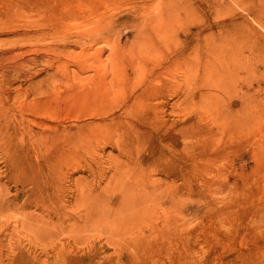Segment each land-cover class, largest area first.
<instances>
[{
  "label": "rangeland",
  "instance_id": "obj_1",
  "mask_svg": "<svg viewBox=\"0 0 264 264\" xmlns=\"http://www.w3.org/2000/svg\"><path fill=\"white\" fill-rule=\"evenodd\" d=\"M0 264H264V0H0Z\"/></svg>",
  "mask_w": 264,
  "mask_h": 264
},
{
  "label": "bare ground",
  "instance_id": "obj_2",
  "mask_svg": "<svg viewBox=\"0 0 264 264\" xmlns=\"http://www.w3.org/2000/svg\"><path fill=\"white\" fill-rule=\"evenodd\" d=\"M47 180L50 181L49 178H47ZM82 214L86 215V210H84Z\"/></svg>",
  "mask_w": 264,
  "mask_h": 264
}]
</instances>
